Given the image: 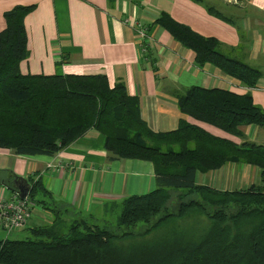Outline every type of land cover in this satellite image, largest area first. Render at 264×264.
<instances>
[{
  "label": "trees",
  "instance_id": "obj_1",
  "mask_svg": "<svg viewBox=\"0 0 264 264\" xmlns=\"http://www.w3.org/2000/svg\"><path fill=\"white\" fill-rule=\"evenodd\" d=\"M193 1L210 14L230 21L203 0ZM107 2L111 6L114 0ZM34 8L15 5L3 12L0 149L18 155L53 156L94 130L104 136L109 159L151 162L156 186L114 202L120 211L113 229L85 217L75 218L64 227L59 210L53 209L52 223L26 228L31 238H0V264H264V146L235 143L197 123L213 125L237 137L243 135L241 125L264 127V109L254 103L252 95L198 85L174 90L179 111L194 122L180 119L176 129L153 131L141 117L139 98L128 93L123 80L110 86L102 73H21L19 63L29 56L24 18ZM155 24L193 51L197 67L209 63L247 87L258 83L261 72L224 54L215 37L194 31L167 12H160L152 22ZM226 163L258 167L261 183L228 190L195 182L197 172L216 170ZM36 177L33 173L26 179L27 200L32 205L43 204V198L51 194L43 179ZM4 183L14 192L11 196H19L10 181ZM173 193L177 194L176 213L167 210ZM191 213L208 220L194 238L171 232L172 237L159 241L116 243L146 236L170 218ZM138 223L147 226L144 231L134 232Z\"/></svg>",
  "mask_w": 264,
  "mask_h": 264
},
{
  "label": "crops",
  "instance_id": "obj_2",
  "mask_svg": "<svg viewBox=\"0 0 264 264\" xmlns=\"http://www.w3.org/2000/svg\"><path fill=\"white\" fill-rule=\"evenodd\" d=\"M203 1L230 21L210 14L193 0H114L111 6L107 0H0V31L5 27L4 11L15 5H35L24 18L29 56L19 63L21 73H102L110 86L123 80L128 93L139 98L141 117L153 131L176 129L180 119L194 122L179 111L173 95L174 90L193 85L249 92L254 103L264 109V0ZM160 12L204 36L215 37L224 54L257 68L261 76L256 86L247 87L209 63L197 67L192 50L152 25ZM140 29L145 30L142 38ZM197 123L235 143L264 146V127L241 125L243 135L237 137ZM104 143L102 134L90 130L53 156L18 155L0 149L1 196L14 194L5 180L15 187L16 177L27 179L33 173L51 192L43 204L34 205L24 229L52 223L53 209L59 210L65 227L74 218L92 217L100 210L107 213L105 205L115 208L114 202L125 196L155 188L151 162L109 159ZM259 172L249 164L226 163L216 170L197 172L195 180L198 173L205 177L195 182L217 189H239L254 184L248 180H255Z\"/></svg>",
  "mask_w": 264,
  "mask_h": 264
},
{
  "label": "rangeland",
  "instance_id": "obj_3",
  "mask_svg": "<svg viewBox=\"0 0 264 264\" xmlns=\"http://www.w3.org/2000/svg\"><path fill=\"white\" fill-rule=\"evenodd\" d=\"M200 173L197 174V178L195 180L196 182L200 181V177H205V175H202ZM248 181L254 182V184H260L261 183L260 174H258L255 180L253 181L248 180ZM171 195H172L171 196L172 200L168 203L167 210L170 212L176 213L177 211L176 195L177 194L173 193ZM104 207L106 208V210H109L107 213H104L102 210H100V211L94 212L92 217H85V218H88L89 221L93 224H97L99 226H106L109 229H113L115 227V223H116L120 208L118 206L113 208V206L111 207L109 206V204L107 206L105 205ZM76 219H79V218H76ZM169 220L167 222H164L160 226H157L156 228H154L153 231L146 236L136 235L133 238L131 237L123 241H116V243L121 244V245H126V244H132V243H142V242H147V241L154 242V241L162 240L163 238H167L168 235L169 237H172V235L170 234L171 232H174L175 235L177 232V234L180 236L194 238L197 235H199L200 232L208 224L207 218L203 216L202 214H198V213H191L189 215L182 216V217L174 216L172 220L170 221ZM154 222H155V219L151 221V224H153ZM146 227H147L146 225L142 223H138L133 229H134V232H142L145 230ZM133 229L131 230L133 231ZM63 230H66V228H64ZM5 237L12 238V239H27V238H31L32 236L29 233V230L24 229V227L21 230L19 229L13 230L9 233L0 227V238H5Z\"/></svg>",
  "mask_w": 264,
  "mask_h": 264
},
{
  "label": "built area",
  "instance_id": "obj_4",
  "mask_svg": "<svg viewBox=\"0 0 264 264\" xmlns=\"http://www.w3.org/2000/svg\"><path fill=\"white\" fill-rule=\"evenodd\" d=\"M145 36L140 29L139 37ZM33 214V205L26 198L12 195L9 198L0 195V226L8 233L25 227Z\"/></svg>",
  "mask_w": 264,
  "mask_h": 264
},
{
  "label": "water",
  "instance_id": "obj_5",
  "mask_svg": "<svg viewBox=\"0 0 264 264\" xmlns=\"http://www.w3.org/2000/svg\"><path fill=\"white\" fill-rule=\"evenodd\" d=\"M13 183L19 194V197L22 199L26 198L29 190V184L27 180L23 177H16Z\"/></svg>",
  "mask_w": 264,
  "mask_h": 264
},
{
  "label": "bare ground",
  "instance_id": "obj_6",
  "mask_svg": "<svg viewBox=\"0 0 264 264\" xmlns=\"http://www.w3.org/2000/svg\"><path fill=\"white\" fill-rule=\"evenodd\" d=\"M28 193H29V190H28ZM28 195V194H27ZM33 208H34V205H33ZM31 218V217H30Z\"/></svg>",
  "mask_w": 264,
  "mask_h": 264
}]
</instances>
